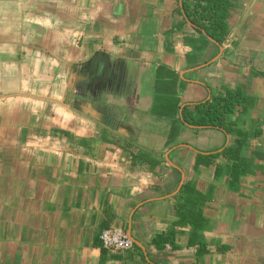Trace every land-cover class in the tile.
<instances>
[{
	"label": "crops",
	"instance_id": "1",
	"mask_svg": "<svg viewBox=\"0 0 264 264\" xmlns=\"http://www.w3.org/2000/svg\"><path fill=\"white\" fill-rule=\"evenodd\" d=\"M232 1L219 43L180 0H0V264H264V0ZM227 88L229 130L188 122Z\"/></svg>",
	"mask_w": 264,
	"mask_h": 264
},
{
	"label": "trees",
	"instance_id": "2",
	"mask_svg": "<svg viewBox=\"0 0 264 264\" xmlns=\"http://www.w3.org/2000/svg\"><path fill=\"white\" fill-rule=\"evenodd\" d=\"M180 4L185 18L194 27L199 31L204 30L206 34L219 43L224 42L228 35L227 18L231 7L234 5L232 0H180ZM246 100H249V98L240 90L227 88L223 96L197 104L198 116L191 114L188 122L199 126L219 127L229 130L225 115L231 112L237 103ZM240 147L241 143L238 142V145L227 147L221 152L233 151L238 156ZM215 155L218 154L212 153L210 156ZM133 156L145 160L151 158L145 152L144 154L135 153Z\"/></svg>",
	"mask_w": 264,
	"mask_h": 264
},
{
	"label": "built area",
	"instance_id": "3",
	"mask_svg": "<svg viewBox=\"0 0 264 264\" xmlns=\"http://www.w3.org/2000/svg\"><path fill=\"white\" fill-rule=\"evenodd\" d=\"M100 238L104 247L125 250L133 246V238L122 227H110L101 231Z\"/></svg>",
	"mask_w": 264,
	"mask_h": 264
}]
</instances>
